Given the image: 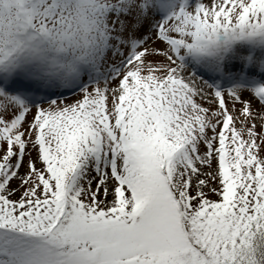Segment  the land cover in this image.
<instances>
[{
    "label": "snow or ice",
    "instance_id": "6c2138e0",
    "mask_svg": "<svg viewBox=\"0 0 264 264\" xmlns=\"http://www.w3.org/2000/svg\"><path fill=\"white\" fill-rule=\"evenodd\" d=\"M0 264H264V0H0Z\"/></svg>",
    "mask_w": 264,
    "mask_h": 264
}]
</instances>
